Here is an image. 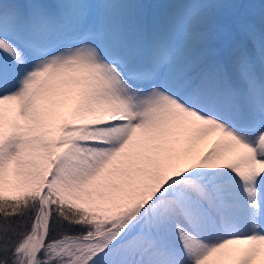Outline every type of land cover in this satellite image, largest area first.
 <instances>
[{
    "label": "snow or ice",
    "instance_id": "obj_1",
    "mask_svg": "<svg viewBox=\"0 0 264 264\" xmlns=\"http://www.w3.org/2000/svg\"><path fill=\"white\" fill-rule=\"evenodd\" d=\"M0 0V264H264V5Z\"/></svg>",
    "mask_w": 264,
    "mask_h": 264
},
{
    "label": "bare ground",
    "instance_id": "obj_2",
    "mask_svg": "<svg viewBox=\"0 0 264 264\" xmlns=\"http://www.w3.org/2000/svg\"><path fill=\"white\" fill-rule=\"evenodd\" d=\"M172 2H183V0H172ZM260 5H264V0H243V2L234 4L232 7L238 8L242 11H248L258 8Z\"/></svg>",
    "mask_w": 264,
    "mask_h": 264
}]
</instances>
